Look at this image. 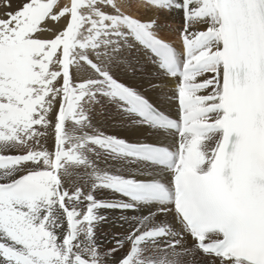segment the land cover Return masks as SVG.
<instances>
[{
	"label": "snow or ice",
	"instance_id": "1",
	"mask_svg": "<svg viewBox=\"0 0 264 264\" xmlns=\"http://www.w3.org/2000/svg\"><path fill=\"white\" fill-rule=\"evenodd\" d=\"M162 12L182 18L179 48ZM123 49L154 69L144 91L113 74ZM169 81L175 117L145 94ZM100 210L141 213L103 253ZM125 244L115 264H264V0H0V264H108Z\"/></svg>",
	"mask_w": 264,
	"mask_h": 264
},
{
	"label": "bare ground",
	"instance_id": "2",
	"mask_svg": "<svg viewBox=\"0 0 264 264\" xmlns=\"http://www.w3.org/2000/svg\"><path fill=\"white\" fill-rule=\"evenodd\" d=\"M117 2L120 3V0H117ZM121 10L124 13H127L128 15L132 14L134 18L140 19L141 21L145 22L155 18L154 10H144L138 9L136 7L128 8L124 7L122 4ZM134 11H139L140 14H135ZM164 21L171 22L174 24L179 23L178 25L183 24L181 16L173 12H167V14H165V12L160 13L157 23L162 24L164 23ZM128 51L129 49H123L119 53H116L117 59L122 61L116 64L121 67H128L129 69H124L129 70L131 72V75L119 74L118 78L123 79L126 82H132L136 86L140 84L138 87L140 89H143L144 86L147 85L150 80L155 79L150 75V73L154 69L150 65H146L143 54L139 51V49H137V51L135 50L136 53H132V55H130ZM112 71H114V69H112ZM173 83L174 81H169L167 86H163L162 88L157 89L155 93L152 91L146 92L148 96L152 98L154 102H156L157 107L162 108L163 110L169 112L171 115L176 114V102L174 99H167V97H171L174 95V89L172 87ZM98 106L100 105H97L95 107V110L91 112L92 124L95 128L99 129L100 131H102L105 127H109L113 130V132H115V126L121 122V115L114 111V109H110V115L114 117L113 121L112 119L108 122L106 120L107 123L104 124V115L100 112V115L98 114ZM112 125L114 127H112ZM67 128L69 129V131L71 130L70 122L67 124ZM119 134L125 135L130 141H139L141 139H147L149 142H151V137H143L139 133L126 132ZM167 143H171V141H168ZM45 147L49 150L53 149V139L51 138V136L47 140ZM90 159L96 162L98 168L112 171V169L108 167L111 162L107 161L103 154L100 155L99 159H97L95 155H90ZM68 168L69 171L73 172L74 174L72 178L69 179L67 176L64 175V172L62 170L61 175L64 181V187L70 192L74 191L77 187H79L83 189V192L85 194H88L90 191L91 180L88 179L84 170L80 169L79 171H77L73 166H68ZM93 194L97 196V198L109 195L104 191H96ZM81 207H83V205ZM99 214L107 217V219L102 221L95 229L96 243L99 245V250L102 253L110 248H113L117 239L125 237V233H128L134 224V220L132 219L133 216L139 217L141 215V213L139 212L127 213L125 215L128 216V220L125 221L121 219V213L118 211L100 210ZM120 256L121 255H115L113 259H110L108 261V264H115V258H119Z\"/></svg>",
	"mask_w": 264,
	"mask_h": 264
},
{
	"label": "rangeland",
	"instance_id": "3",
	"mask_svg": "<svg viewBox=\"0 0 264 264\" xmlns=\"http://www.w3.org/2000/svg\"><path fill=\"white\" fill-rule=\"evenodd\" d=\"M14 7H15V5H14ZM134 13L138 14V15L140 14L139 11H134ZM124 14L128 15L127 13H124ZM165 14H167V12H165ZM131 16L134 18V16L132 14H131ZM178 24H174V23L167 22V21H164V23H162V24L161 23H157V31H158L159 37L162 38L167 43L170 42L169 44H171L172 46L174 45L176 48L180 47V43H179V40H178V31L182 27V25H178ZM135 50L137 51V49H131V50L128 51V53H130V55H132V53L133 54L136 53ZM114 64L112 66V69H114V71H112V72H113V74L115 75V77L118 80H120L121 82H124L126 84H132L134 87L139 88L138 86L140 84L136 86L132 82L131 83L130 82H126L125 80L118 78L119 74H127V75L129 74V75H131V72L129 70H127V69H129L128 67H126V66L125 67H121V66L117 65L116 63H114ZM124 68H127V69H124ZM131 71H133V70H131ZM140 90L144 91V88L140 89ZM145 94L148 95L147 93H145ZM110 109H113V108L111 106L106 105V104H100V106L97 107L98 114L100 115V113H102L104 115V122H105L104 124H106L111 119L113 121L114 117L112 115H110V111H109ZM106 120H107V122H106ZM112 127H114V126L112 125ZM102 131L107 133V134H113L114 133L113 130L111 128H109V127H105ZM127 234L128 233H125V236ZM127 250H128V246H127V244H125L123 250L116 252L115 255H121L122 256V255H124V252L127 251ZM197 260H199L198 257H197Z\"/></svg>",
	"mask_w": 264,
	"mask_h": 264
}]
</instances>
